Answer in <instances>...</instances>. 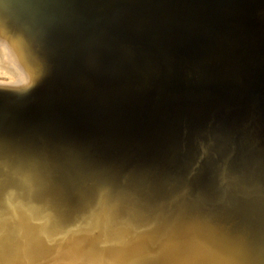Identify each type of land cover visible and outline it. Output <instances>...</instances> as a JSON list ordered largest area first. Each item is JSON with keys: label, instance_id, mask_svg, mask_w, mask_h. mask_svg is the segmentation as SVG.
Segmentation results:
<instances>
[{"label": "water", "instance_id": "1", "mask_svg": "<svg viewBox=\"0 0 264 264\" xmlns=\"http://www.w3.org/2000/svg\"><path fill=\"white\" fill-rule=\"evenodd\" d=\"M0 34L37 77L0 90V264H264V0H0Z\"/></svg>", "mask_w": 264, "mask_h": 264}, {"label": "clouds", "instance_id": "2", "mask_svg": "<svg viewBox=\"0 0 264 264\" xmlns=\"http://www.w3.org/2000/svg\"><path fill=\"white\" fill-rule=\"evenodd\" d=\"M19 42L7 34H0V58L11 60L17 71L13 74L0 73V90L27 92L32 89L37 77L24 69L22 53L18 51Z\"/></svg>", "mask_w": 264, "mask_h": 264}]
</instances>
